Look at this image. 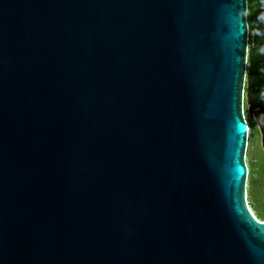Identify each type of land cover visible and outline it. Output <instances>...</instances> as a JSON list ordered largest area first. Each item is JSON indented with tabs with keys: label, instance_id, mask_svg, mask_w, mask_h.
Segmentation results:
<instances>
[{
	"label": "water",
	"instance_id": "1",
	"mask_svg": "<svg viewBox=\"0 0 264 264\" xmlns=\"http://www.w3.org/2000/svg\"><path fill=\"white\" fill-rule=\"evenodd\" d=\"M246 11L0 0V264H264Z\"/></svg>",
	"mask_w": 264,
	"mask_h": 264
},
{
	"label": "rangeland",
	"instance_id": "2",
	"mask_svg": "<svg viewBox=\"0 0 264 264\" xmlns=\"http://www.w3.org/2000/svg\"><path fill=\"white\" fill-rule=\"evenodd\" d=\"M257 7L253 2L247 6L246 18L249 17V20H254L257 15ZM249 26V24H248ZM249 33L251 30L249 29ZM254 33H251L253 36ZM247 45V54L249 49L252 47V39L248 38ZM248 65V62H247ZM257 109L253 108L248 104L246 96L243 98V116L248 126H250L247 148L245 153V163L248 166L250 163L254 164L253 166V199L249 208L253 215L256 217L257 210L264 213V124L259 121L257 116ZM249 185L247 182V190ZM247 202L249 203V198L247 194Z\"/></svg>",
	"mask_w": 264,
	"mask_h": 264
},
{
	"label": "trees",
	"instance_id": "3",
	"mask_svg": "<svg viewBox=\"0 0 264 264\" xmlns=\"http://www.w3.org/2000/svg\"><path fill=\"white\" fill-rule=\"evenodd\" d=\"M247 6L250 2L254 0H246ZM251 19L247 16V23L249 24V29L254 35L251 36L249 33L248 38L252 39V47L248 51L247 56V70L245 76V92L246 100L249 105L258 111L259 121L264 124V24L257 25L255 27L250 23ZM250 129V126H248ZM253 166L254 164L250 163L248 167V185L249 189L247 190L249 205L253 199ZM256 218L260 221H264V213L257 210Z\"/></svg>",
	"mask_w": 264,
	"mask_h": 264
},
{
	"label": "flooded vegetation",
	"instance_id": "4",
	"mask_svg": "<svg viewBox=\"0 0 264 264\" xmlns=\"http://www.w3.org/2000/svg\"><path fill=\"white\" fill-rule=\"evenodd\" d=\"M254 4L257 7V15L254 20H251L250 23L252 26L260 24H264V0H254Z\"/></svg>",
	"mask_w": 264,
	"mask_h": 264
}]
</instances>
